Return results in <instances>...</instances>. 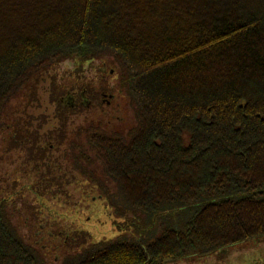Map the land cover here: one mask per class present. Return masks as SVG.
I'll use <instances>...</instances> for the list:
<instances>
[{
	"label": "trees",
	"instance_id": "16d2710c",
	"mask_svg": "<svg viewBox=\"0 0 264 264\" xmlns=\"http://www.w3.org/2000/svg\"><path fill=\"white\" fill-rule=\"evenodd\" d=\"M40 138L122 233L194 208L153 238L55 228L7 162ZM0 144V264H164L263 237L264 0H0Z\"/></svg>",
	"mask_w": 264,
	"mask_h": 264
},
{
	"label": "rangeland",
	"instance_id": "374dc122",
	"mask_svg": "<svg viewBox=\"0 0 264 264\" xmlns=\"http://www.w3.org/2000/svg\"><path fill=\"white\" fill-rule=\"evenodd\" d=\"M49 125V122L45 123L40 131L43 133ZM45 146V141L40 138L34 144V154L21 148L18 150L19 152H14L11 161L7 162L16 166L17 171L24 170L25 174L22 176L24 185L35 183L33 196L38 202V209L41 214H47L53 218L55 228L61 224L60 221L73 224L74 228L77 227L79 231L90 235L85 236L89 240L113 239L117 236L132 234L133 240L149 235L153 238L165 227L177 224L187 215L188 211L194 208L189 207L184 211L180 210L161 216L157 219L154 229H151L150 232L147 229L142 233L147 236H140V232L133 229L122 233L123 230L117 226V221H120L121 218L113 213L105 200L90 185V175L87 176L81 172V176L78 167L73 165L69 158L63 157L61 153L50 155L45 151ZM101 172V167H99L98 173L102 174ZM57 177L63 182L62 185L65 188L76 189L80 194L79 201L77 199L69 200V196H63L61 193H54L53 190H50V186H57L54 184L58 181L55 179ZM108 181V184L112 186L106 176L100 175V183ZM100 188L102 187L100 186ZM181 214L183 215L180 216ZM12 219L18 220L17 215L14 214ZM164 264H264V236L225 246L207 254L191 255L180 260L167 259Z\"/></svg>",
	"mask_w": 264,
	"mask_h": 264
},
{
	"label": "water",
	"instance_id": "95a60500",
	"mask_svg": "<svg viewBox=\"0 0 264 264\" xmlns=\"http://www.w3.org/2000/svg\"><path fill=\"white\" fill-rule=\"evenodd\" d=\"M69 95H70V94H69ZM71 97H72V96H68V97H67V101H68L69 103H70V101H71L70 99H72Z\"/></svg>",
	"mask_w": 264,
	"mask_h": 264
},
{
	"label": "flooded vegetation",
	"instance_id": "af4514ba",
	"mask_svg": "<svg viewBox=\"0 0 264 264\" xmlns=\"http://www.w3.org/2000/svg\"><path fill=\"white\" fill-rule=\"evenodd\" d=\"M76 100H77V98H76ZM77 102L80 103V100H77Z\"/></svg>",
	"mask_w": 264,
	"mask_h": 264
}]
</instances>
